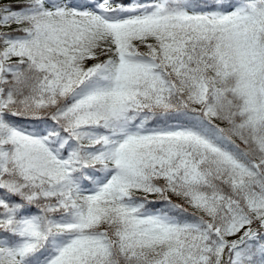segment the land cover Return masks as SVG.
<instances>
[{"label":"snow or ice","instance_id":"snow-or-ice-1","mask_svg":"<svg viewBox=\"0 0 264 264\" xmlns=\"http://www.w3.org/2000/svg\"><path fill=\"white\" fill-rule=\"evenodd\" d=\"M0 264H264V0H0Z\"/></svg>","mask_w":264,"mask_h":264}]
</instances>
